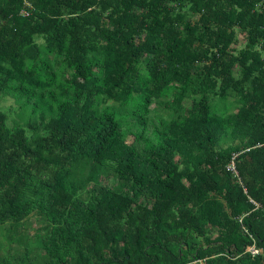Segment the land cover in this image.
<instances>
[{
	"label": "trees",
	"instance_id": "obj_1",
	"mask_svg": "<svg viewBox=\"0 0 264 264\" xmlns=\"http://www.w3.org/2000/svg\"><path fill=\"white\" fill-rule=\"evenodd\" d=\"M260 1L0 0V264H264Z\"/></svg>",
	"mask_w": 264,
	"mask_h": 264
},
{
	"label": "built area",
	"instance_id": "obj_2",
	"mask_svg": "<svg viewBox=\"0 0 264 264\" xmlns=\"http://www.w3.org/2000/svg\"><path fill=\"white\" fill-rule=\"evenodd\" d=\"M260 2L264 3V0H261ZM258 5L259 4L257 3L256 6L258 7ZM261 146H262L261 143H256V144H254L253 146H251L249 148H244L243 150H240L238 152H233L231 154L228 163L225 165V169H226V171L230 172L234 177L238 178L239 179L238 180L239 183L241 181H240V178L238 177L237 170L235 168V163H234L236 158H237V156L240 153L249 151L251 148H258V147H261ZM244 192H245V190H244ZM250 202L254 203L252 200H250ZM242 217L243 216L236 218L239 223H241ZM241 229H242V232L244 234L248 235L249 239L252 241V244L247 246L244 249V252L249 253L252 257L257 256L258 254H260L261 253V249L256 247L253 237L247 232L246 228L243 225L241 226ZM204 260L205 259H195V260L190 261L188 264H204Z\"/></svg>",
	"mask_w": 264,
	"mask_h": 264
},
{
	"label": "rangeland",
	"instance_id": "obj_3",
	"mask_svg": "<svg viewBox=\"0 0 264 264\" xmlns=\"http://www.w3.org/2000/svg\"><path fill=\"white\" fill-rule=\"evenodd\" d=\"M1 101H3L2 102L3 107H5V108L10 107L12 109H15V105L13 104V101L11 99L3 98V99H1ZM11 116H13V112L11 113ZM239 143H240L239 141H235L231 145L232 146H238ZM38 226H39V222L37 220H34L33 218H30V223L27 226V229H28L27 232L28 233L33 232ZM218 233H219V230L216 227H211L208 230V234L211 236V238L216 237L218 235Z\"/></svg>",
	"mask_w": 264,
	"mask_h": 264
},
{
	"label": "bare ground",
	"instance_id": "obj_4",
	"mask_svg": "<svg viewBox=\"0 0 264 264\" xmlns=\"http://www.w3.org/2000/svg\"><path fill=\"white\" fill-rule=\"evenodd\" d=\"M237 52H238V51H237ZM232 72H233V71H232ZM237 84H238V83H237ZM241 84H242V83H241ZM202 88H203V87H202ZM203 92H205V91H203ZM191 93H192V92H191ZM201 98H202V97H201ZM199 102H200V101H199ZM195 104H196V103H195ZM194 108H195V107H194ZM194 108H193V109H194ZM197 110H198V109H197ZM199 111H200V110H199ZM177 116H178V115H177ZM165 117H166V116H165ZM182 117H183V116H182ZM184 125H185V124H184ZM182 126H183V125H182ZM178 127H179V126H178ZM179 129H180V128H179ZM183 129H184V128H183ZM179 131H180V130H179ZM181 131H182V130H181ZM181 131H180V132H181Z\"/></svg>",
	"mask_w": 264,
	"mask_h": 264
}]
</instances>
